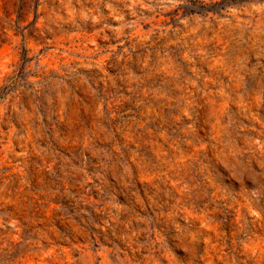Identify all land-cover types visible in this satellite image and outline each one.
Segmentation results:
<instances>
[{"label":"rangeland","instance_id":"1","mask_svg":"<svg viewBox=\"0 0 264 264\" xmlns=\"http://www.w3.org/2000/svg\"><path fill=\"white\" fill-rule=\"evenodd\" d=\"M0 264H264V0H0Z\"/></svg>","mask_w":264,"mask_h":264}]
</instances>
